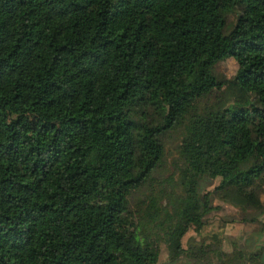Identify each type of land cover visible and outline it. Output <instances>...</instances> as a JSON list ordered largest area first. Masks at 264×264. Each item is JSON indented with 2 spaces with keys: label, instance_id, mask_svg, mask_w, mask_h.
Masks as SVG:
<instances>
[{
  "label": "trees",
  "instance_id": "obj_1",
  "mask_svg": "<svg viewBox=\"0 0 264 264\" xmlns=\"http://www.w3.org/2000/svg\"><path fill=\"white\" fill-rule=\"evenodd\" d=\"M231 56L221 79L214 65ZM224 85L236 98L200 105ZM180 125L188 195L162 264H264V250L182 242L213 208L205 175L264 206V0H0V264H158L162 238L128 194Z\"/></svg>",
  "mask_w": 264,
  "mask_h": 264
},
{
  "label": "rangeland",
  "instance_id": "obj_2",
  "mask_svg": "<svg viewBox=\"0 0 264 264\" xmlns=\"http://www.w3.org/2000/svg\"><path fill=\"white\" fill-rule=\"evenodd\" d=\"M238 13L231 11L225 14L224 32L232 29ZM238 66L237 58L231 56L219 60L213 69L221 79H231ZM236 96L237 91L234 88L224 85L202 96L199 103L202 107H209L224 99L233 100ZM25 117L31 121L35 115L28 113ZM184 129L185 127L180 125L166 137L165 154L160 165L143 186L133 189L128 194L131 217L143 227L145 233L153 238H162L158 264L168 259L169 249L168 241L164 239L165 231L171 223L177 222L188 195L183 182L188 170L185 168L186 160L180 148ZM219 183L220 177L209 175L202 177L199 192L202 195L213 191L210 194L213 208L205 216L204 221L197 218L189 221V228L182 237L183 245L187 247L191 238L209 243L220 240L221 248L232 258L239 257V248L248 251L264 250V206L259 209L236 204L223 191L214 190ZM257 187L259 188V185ZM259 191L264 202V187H260ZM79 208L78 205L74 206V209ZM245 216L249 218L255 216L257 219L250 221L244 219Z\"/></svg>",
  "mask_w": 264,
  "mask_h": 264
}]
</instances>
